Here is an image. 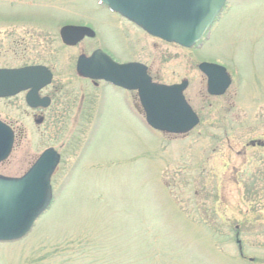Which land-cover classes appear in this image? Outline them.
<instances>
[{"label":"rangeland","instance_id":"obj_1","mask_svg":"<svg viewBox=\"0 0 264 264\" xmlns=\"http://www.w3.org/2000/svg\"><path fill=\"white\" fill-rule=\"evenodd\" d=\"M94 14V39L61 45L60 27L89 24ZM0 17L10 32L6 66L49 57L55 81L77 90L78 52L100 44L148 65L158 83L187 80L183 95L199 118L185 134L160 133L136 109L127 117L111 92L95 107L92 134L79 135V122L48 140L33 132L22 101L19 117L6 115L22 125L0 170L18 173L47 146H60L62 159L49 208L25 237L0 242V264H264V148L249 147L241 162L224 135L234 146L264 142V0H226L191 48L149 36L92 0H0ZM204 61L226 68L224 94H207Z\"/></svg>","mask_w":264,"mask_h":264},{"label":"water","instance_id":"obj_2","mask_svg":"<svg viewBox=\"0 0 264 264\" xmlns=\"http://www.w3.org/2000/svg\"><path fill=\"white\" fill-rule=\"evenodd\" d=\"M146 33L182 47L194 46L209 29L222 9L224 0H99ZM65 44H75L94 33L88 27L64 26L59 31ZM198 69L206 76V91L217 96L225 92L231 79L225 68L201 62ZM76 71L91 79L135 90L152 129L169 134H184L198 124V116L186 101L187 81L161 84L151 81L146 66L138 62L117 63L97 49L80 55ZM51 72L44 66L0 69V96L27 90L26 101L33 106L38 89L48 84ZM13 135L0 122V161L11 150ZM59 160L53 148L45 149L20 177L0 176V241L17 240L31 228L51 201L50 175Z\"/></svg>","mask_w":264,"mask_h":264},{"label":"flooded vegetation","instance_id":"obj_3","mask_svg":"<svg viewBox=\"0 0 264 264\" xmlns=\"http://www.w3.org/2000/svg\"><path fill=\"white\" fill-rule=\"evenodd\" d=\"M92 1L94 5L97 6L99 9L100 8L106 9L108 13L115 15L116 17H119L126 23L132 25L134 28L144 32L140 27H138L137 25H135L133 22L129 21L125 17L121 16L120 14L116 12L110 11L104 4L100 3L98 0H92ZM92 18L93 19L91 22H89V24L87 23V24H80V25L78 24H69V25L88 27L93 31L94 36L92 37L84 36L81 40H79L77 43L72 44V45L65 44L61 41L60 36H59L60 29L63 26H65L63 25L58 30V37H59L61 45L72 48L83 41L94 39L96 34L99 32V28L97 24L99 20L96 18L95 14L93 15ZM1 24H4V25H1ZM9 35H10V32L6 33L5 31V22L0 21V69H17V68H22V67H27V66L40 65V66L46 67L51 72V80L48 84L44 85L43 87L37 90L35 94V98H33V106H30L26 101V95H27L28 89L18 91L14 93L13 95L0 96V122L9 128L13 135L11 150L8 156L0 161V164L4 163V161L7 160L11 151L13 150V147L15 146V143L17 141V137H19V133L21 132V125H22L20 124V126H17L13 121L6 119V115L8 114V112L9 113L12 112L13 117H15V115L16 117H19L20 111L22 110V101L25 105L24 109L27 112V118H30V120L33 122V132L36 133L38 136L46 135L48 140H53L54 134L62 133L64 134V136H67L73 132H76L78 129V127L76 126L79 122L81 123V126H82V128H80V131L78 132L79 135L81 134L82 137L85 136L87 134L86 133L87 130L89 131L88 134H92L91 132L94 131L95 129L94 124L96 122V119H94V117H96L97 113L99 112V109L95 111V107L97 108L99 101L101 100V97L103 95H106L107 93H111V92L116 95L119 94L118 104L121 106L124 114H126L127 117L128 115L130 117L133 116L134 109L138 111L137 113L141 115V117H144L142 108L137 98V94L134 90L125 89L123 87L116 86V85H111L108 82L101 80V79H90V78L84 77L78 74L75 69L76 75H78V78L81 80L80 82L81 84L78 85L77 90H76V88H73V86H71L70 84H66L67 79H61V81H55L54 69L51 66V62H50L51 58L49 57L45 59L46 61L44 63L33 62V64H29V65L22 64L19 66H6L4 64L5 63V42H6V38L9 37ZM10 45H14L13 47L15 50L17 46L18 47L20 46V42L17 41L16 39V34H14L12 41L10 42ZM95 49L102 50L103 52L108 54L114 61L118 63L135 62L131 59L121 60V59H117L113 57L107 50L103 49L102 45L100 44L99 46L93 47L88 52L79 51L77 57L79 55L89 56L92 53V51H94ZM75 63H76V60H75ZM75 63H74V68H75ZM144 65L147 67V73L151 77V80L154 81L152 75L150 74L149 66L146 64ZM173 83H177V82H173ZM6 102H9V104H12L13 106V107L11 106V109H8V111L5 108ZM13 108L15 109V112L14 110H12ZM5 110L7 112H5ZM65 123H67L70 127L65 126L64 125ZM86 125L90 127L87 128ZM224 135L226 137L225 138L226 148L228 149V151L235 153L234 157L241 158V162L245 160L246 152L249 147L264 148V142H261L258 139H253V140H250L249 143H244V144L234 146V144L230 143L227 130L225 131ZM49 147L53 148L59 155L58 163L55 166V169L53 170L52 174L50 175L49 181L51 185V181L54 178L53 175L62 159V154H61L62 150L60 146H54V147L47 146L46 148H49ZM39 155L40 154L33 157V161H31L25 168L23 169L21 168L18 173L6 174L5 172L0 170V176L14 177V178L22 176L29 169V167L36 161ZM51 195H52V187H51Z\"/></svg>","mask_w":264,"mask_h":264},{"label":"bare ground","instance_id":"obj_4","mask_svg":"<svg viewBox=\"0 0 264 264\" xmlns=\"http://www.w3.org/2000/svg\"><path fill=\"white\" fill-rule=\"evenodd\" d=\"M206 33V32H205Z\"/></svg>","mask_w":264,"mask_h":264}]
</instances>
